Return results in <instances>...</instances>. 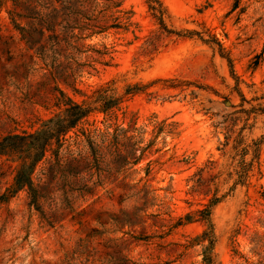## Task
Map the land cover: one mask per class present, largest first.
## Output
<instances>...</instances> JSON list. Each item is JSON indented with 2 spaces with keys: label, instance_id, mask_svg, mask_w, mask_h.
Masks as SVG:
<instances>
[{
  "label": "rangeland",
  "instance_id": "1",
  "mask_svg": "<svg viewBox=\"0 0 264 264\" xmlns=\"http://www.w3.org/2000/svg\"><path fill=\"white\" fill-rule=\"evenodd\" d=\"M157 1L0 0V141L97 109L0 155V264H264V0Z\"/></svg>",
  "mask_w": 264,
  "mask_h": 264
},
{
  "label": "trees",
  "instance_id": "2",
  "mask_svg": "<svg viewBox=\"0 0 264 264\" xmlns=\"http://www.w3.org/2000/svg\"><path fill=\"white\" fill-rule=\"evenodd\" d=\"M151 1L161 5L157 0ZM83 29L85 32H90L88 28ZM40 35L42 37L44 36L43 31L40 32ZM83 35L85 36L86 34L83 33ZM36 44H38V42L32 45ZM120 103V99L117 100L114 97L108 96L107 91L104 89L95 92L94 105L100 108L102 112L114 108ZM96 110L97 109L93 108V104L79 105L72 100H68L65 111L46 122L43 125V129L38 133L29 136H10L0 141V155L7 157L17 156L20 161L14 189L17 191L25 188H32L31 176L37 164L45 157L48 148L54 141L59 140L62 135L75 129L82 120L86 119ZM218 203L219 200L215 199L212 201V206ZM204 216L206 220H209L211 210L204 212ZM210 227L212 229V225H210ZM212 245L211 243L210 248Z\"/></svg>",
  "mask_w": 264,
  "mask_h": 264
}]
</instances>
